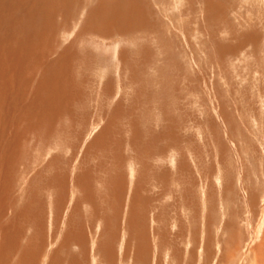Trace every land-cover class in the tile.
I'll list each match as a JSON object with an SVG mask.
<instances>
[{"label":"rangeland","instance_id":"374dc122","mask_svg":"<svg viewBox=\"0 0 264 264\" xmlns=\"http://www.w3.org/2000/svg\"><path fill=\"white\" fill-rule=\"evenodd\" d=\"M87 1L69 26L57 31L64 46L75 43L80 60L87 56L86 63L73 66L82 71L74 79L82 89L75 92L85 97L77 98L73 116L62 118L65 133L53 147L41 141L31 148L30 174L22 165L18 173L15 191L22 194L57 155L58 172L69 184L61 211L49 201L45 206V233L38 232V210L37 221L33 214L27 218L23 211L30 200L24 204L21 198L17 207L20 224L27 226L28 252L44 234L39 264L50 262L59 250L57 259L87 257V264H101L110 240L112 262L119 264H147L133 259L143 248L150 264H260L264 0H144L139 11L148 16L149 28L146 20L139 30H106L105 36L82 33L96 5ZM101 132L107 134L105 143L91 146ZM76 176L81 187L71 185ZM15 191L14 199L19 198ZM87 191L95 200L83 199ZM81 233L93 238L90 252L73 239Z\"/></svg>","mask_w":264,"mask_h":264},{"label":"bare ground","instance_id":"6f19581e","mask_svg":"<svg viewBox=\"0 0 264 264\" xmlns=\"http://www.w3.org/2000/svg\"><path fill=\"white\" fill-rule=\"evenodd\" d=\"M90 2H94L96 5L88 12L87 23H84L82 33L86 35L87 33L93 32L94 34L105 36L106 30L109 31L110 34L128 33L132 32L135 28L138 30L141 29L146 20V26L149 28L150 26L148 25H151L149 19H147L148 16H141V11H139L144 0H90ZM80 4L87 5L88 1L0 0V264H39L43 252L42 249L45 248L47 243L45 235L41 234L36 240L38 246L34 247L32 253L28 252L30 242L28 236L23 233V230L27 232V226L24 227V222L22 224L19 222L21 217L18 214V204L21 198H23L24 204L25 199L27 200L29 197L28 199L30 200L29 204L26 202V207H24L23 211L27 218L28 215L31 214H33L34 218L36 209L38 210L37 213L39 216L37 215V217L40 219L39 223H42V225L38 224L39 233H45V227L43 226V224H45V218L41 215L46 214L45 208L49 205L48 201L50 204H53L55 210L60 209L61 211V206H63V198H61V195L69 184L66 185L67 178H64V176L58 172V163L60 159L57 155H54V159L46 166V169L42 168L37 171L31 184L27 181V184L30 186L25 192L23 191L21 194V192H16L15 190L19 181L18 173L21 165L27 176L31 172L30 166L29 168L27 167V164L30 163H26V161H30V157H34V155H31L34 147H37L41 141L47 143L46 145H50L53 142L56 143L59 135L65 131L62 127L63 123H65L62 118L66 116L69 118V115L73 116V106L74 103L77 102V98L79 100L81 98L80 96L85 97V95L82 94L78 97L79 94L77 95L75 92H78V89L81 90L82 85L80 87L79 84L74 83L77 74H81L78 73L80 70L76 71L77 69L75 70L73 66L79 65V63H81V65L86 63L87 61H85V58L87 59V56H85V58L80 56V58H83L80 60L78 58L79 52H77L76 56L74 50L75 43L72 42L64 46L61 41H58L57 36V31L69 26L74 16H76L75 12ZM146 5L148 6L149 4L147 3ZM83 7H85V5ZM59 18L61 22H58ZM78 39L79 38H77V40ZM120 52L122 53V51ZM120 55L121 54H119L118 60L121 57ZM91 56L88 59L92 63L94 61ZM86 65L87 64H85V66ZM97 65L98 64L92 63L91 67H95L94 70H97ZM77 67L78 66H76V68ZM131 71L133 70L131 69ZM106 76H108V74ZM87 78L86 75L84 79ZM108 80H111L110 76ZM104 87L106 88V86ZM98 88L99 86L97 89ZM108 89L110 90L109 86L107 87V91ZM83 92H85V90ZM105 92L101 90V93ZM82 120L80 123L83 122ZM70 121L73 122L74 120ZM60 126L63 129H61ZM106 136L107 134L105 132H101L96 136L91 146L105 143ZM50 147L53 146L50 145ZM31 148H33V150H31ZM88 154H90L89 150ZM43 173L48 176H43ZM79 175L82 177L81 173ZM259 176L262 178V174ZM79 178L80 177H77L75 182L72 180V187H78L79 185L81 187V182L78 180ZM83 178L90 179L91 177L87 176V178ZM118 178L119 182L123 179L121 175H118ZM113 182L118 183L115 178ZM109 185H107V187ZM109 188L113 187L111 186ZM168 189H170V187H168ZM105 190H107V188H105ZM13 191H15V194L19 198L14 199L15 197L12 194ZM231 191L234 192L233 189ZM45 192H49L50 194H45ZM156 192H153V194ZM81 194L84 195V191H81ZM31 195L32 198H30ZM43 196L46 197L44 198ZM134 196L136 197L137 195ZM35 197H37V200H35ZM91 197L92 196L88 193L83 199L88 198L89 200H95L96 198ZM118 199L119 201L121 200L119 197ZM90 202L92 203V201ZM133 202H138V200H133ZM142 204L143 203H141V205ZM77 205H79V202L75 204L76 207ZM93 205L97 207V203ZM135 205L137 206V204L134 203V206ZM37 217L34 218L36 221ZM29 219H31V217ZM29 219H27V221ZM131 227L132 230L133 228L134 230L136 229L133 226ZM75 228H77L76 224ZM29 230L31 229L29 228ZM72 233V231L66 232L69 236H71ZM81 234H75L73 239L79 242L86 251H89V245L91 244L89 240L93 238L89 239V236H85L84 233ZM41 236L44 237V240ZM14 240L19 243H15ZM110 241L108 243L106 241V244H104L105 246L107 245V249L103 252V260H105V262L101 264H119V262L116 263V259L112 262L115 256L112 251L113 245ZM101 245H103V243H100V246ZM260 247L262 248V246ZM260 247L258 248L260 249ZM143 249L144 250L138 249V253L136 252L137 256L133 259L136 263L144 262L145 260L147 264H150L147 259L142 257L143 255L145 257L146 250L145 248ZM262 249L264 250V248ZM109 250L110 253L108 257L105 258ZM58 253L61 255V250L55 252L53 259L51 258L52 260L46 262V264H87V257L80 261L74 260V256H71L70 258L72 259L69 261V259L67 260L63 257L57 259ZM259 256H264V252L260 250ZM260 264H264V261Z\"/></svg>","mask_w":264,"mask_h":264}]
</instances>
